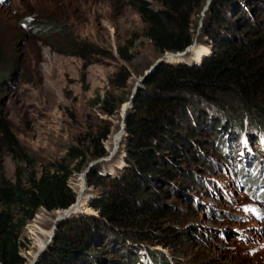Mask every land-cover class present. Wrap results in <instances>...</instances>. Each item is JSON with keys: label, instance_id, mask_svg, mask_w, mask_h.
<instances>
[{"label": "rangeland", "instance_id": "1", "mask_svg": "<svg viewBox=\"0 0 264 264\" xmlns=\"http://www.w3.org/2000/svg\"><path fill=\"white\" fill-rule=\"evenodd\" d=\"M243 4L247 10L239 14L241 23L246 26L256 21L264 26V0H245ZM201 20L202 14L195 18L198 37ZM50 22L63 32L49 37L37 33L40 23ZM144 28L131 0H0V48L6 59L16 62L13 69H1L8 76L0 81V115L9 120L27 154L26 161L17 162L8 152L2 153L8 178L17 180L20 164L27 171L35 168L40 172L49 162L67 158L70 147L88 145L108 125H112V133L104 144L109 152L116 147L127 101L119 112L109 115L103 100L130 98L139 78L162 57L144 36ZM63 35L77 45L74 52L63 53L50 43L62 40ZM198 37L194 51L186 57L189 61L203 47L209 50L208 56L212 54L210 45L199 42ZM87 44L97 51L105 49L115 58L95 49L78 53ZM120 48L129 49L133 59L121 58ZM124 65L131 76L120 87L115 80ZM203 108L219 123L215 132L207 125L205 133L197 136L203 141L199 150L208 160L205 164L182 163L186 175L194 172V181L179 178L175 196H164L160 207L172 212L161 221L159 236L136 243V264H155L152 253L163 264H264V125L246 114L240 118L229 106L221 109L206 104ZM216 144L222 149L220 155L213 151ZM205 145L209 148H203ZM118 151L110 161L97 163L104 174L122 167L124 153ZM249 173L260 182L246 181ZM82 183V173L70 180L78 193ZM98 191V187L86 186L87 202L82 203V210L93 211L88 203ZM61 213L41 208L28 223L23 233L27 264L41 250L33 230L43 229L49 240ZM105 257L108 259L102 258L99 264L123 260L114 251H107Z\"/></svg>", "mask_w": 264, "mask_h": 264}, {"label": "trees", "instance_id": "2", "mask_svg": "<svg viewBox=\"0 0 264 264\" xmlns=\"http://www.w3.org/2000/svg\"><path fill=\"white\" fill-rule=\"evenodd\" d=\"M244 1L212 0L198 37L199 42L210 45L212 54L208 56V50L200 62L191 57L192 61L183 58L177 63H161L145 82L125 119V134L118 151L124 153L122 167L113 174H104L99 164L92 168L87 185L99 188L89 204L93 212L72 215L62 223L36 264H99L107 251L123 258L113 264H136V243L159 236L161 221L172 212L160 207L164 196H175L177 179L194 181V172L186 175L182 163L187 160L205 164L208 160L199 150L203 141L197 136L205 133L207 125L215 132L219 123L203 105L221 109L229 106L240 118L246 114L264 125V26L256 21L246 26L241 23L239 14L247 10ZM206 3L207 0H131L145 23L144 36L162 56L183 51L195 42L199 27L195 18L202 14ZM39 26L37 33L47 37L63 32L62 27L51 22ZM62 38L50 43L63 53L69 49L74 52L77 45L69 35ZM92 47H79L78 53L95 52ZM96 52L115 58L105 49ZM119 54L125 61L133 59L129 49L120 48ZM15 64L4 57L0 48V81L8 76L1 69H13ZM130 76L124 65L115 81L124 87ZM128 100L129 97L119 101L106 97L105 112L114 115ZM111 133L112 125L105 126L88 145L70 147L67 158L49 162L40 172L35 168L27 171L20 164L17 180L13 181L5 174L2 153L8 152L17 162L26 161L27 154L9 120L0 115V264L28 263L23 253L26 226L41 208L65 210L76 203L78 192L70 180L74 174L84 172L92 160L110 154L104 142ZM213 151L220 155L222 149L216 144ZM245 180L260 182L252 173ZM152 255L155 264H163Z\"/></svg>", "mask_w": 264, "mask_h": 264}, {"label": "water", "instance_id": "3", "mask_svg": "<svg viewBox=\"0 0 264 264\" xmlns=\"http://www.w3.org/2000/svg\"><path fill=\"white\" fill-rule=\"evenodd\" d=\"M212 0H207V3L205 5V7L203 8L202 11V20L204 19L207 10L209 9L210 5H211ZM201 20L200 22V29L203 26V21ZM197 37L198 35H196V39L195 42L190 45L187 49L183 50V51H178V52H167L165 55H163L162 57H160L146 72L144 75H142L139 80L137 81L136 85H135V89L133 91V93L131 94L129 100L126 102L127 106L124 109L123 113H122V120H121V129L120 131L125 132V119L127 114L130 112L132 106H133V102L135 100V98L137 97L139 91L141 88H143L145 82L149 79V77H151V75L157 70L158 66L161 63H167L170 64L167 60L168 56H174V57H181V58H186L189 53L190 50L193 46H195L197 44ZM205 59V58H204ZM203 59V60H204ZM202 60V61H203ZM183 63H188V62H183ZM181 64V63H180ZM120 144H117L116 147L110 152V154L106 157H101L99 159L93 160L90 162V164L88 165V167L86 168V170L84 172H82V176L83 178H85V183H84V188L83 191H85L86 186H87V181H88V176L92 171V168L99 162L101 161H110L114 155L117 153V151L119 150ZM92 196H90L89 199V203L88 206H90V201L92 200ZM80 200V195L77 196V201L76 203L72 204L69 208L65 209V213L58 216L55 220L54 226H53V231L52 234L47 242V244L45 245V247H43L36 255V257L34 258V260L30 263V264H36L39 259L41 258V254L47 250V248L50 246V244L54 241L56 233L58 231L59 226L64 223L69 217H70V213L73 211V209L77 206V204L79 203Z\"/></svg>", "mask_w": 264, "mask_h": 264}, {"label": "bare ground", "instance_id": "4", "mask_svg": "<svg viewBox=\"0 0 264 264\" xmlns=\"http://www.w3.org/2000/svg\"><path fill=\"white\" fill-rule=\"evenodd\" d=\"M197 45V44H196ZM196 45L195 46H193L192 48H191V50H190V53H192V51H194V49H195V47H196ZM208 52V49H206V48H202L197 54H195V58L197 59V61H201L202 60V56H203V54H205V53H207ZM181 59H183V58H181V57H174V56H168L167 57V60H168V62H172V63H177L179 60H181ZM127 106V105H126ZM126 108V107H125ZM123 133V131H120L119 132V134H118V137L116 138V140H115V142H114V146H116L118 143H119V140H120V135ZM125 133V132H124ZM115 148V147H114ZM83 177V176H82ZM85 178H83V183H82V187H81V190L79 191V193H78V195H80V200H79V203L77 204V206L73 209V211L70 213V217L72 216V215H75V214H78V213H83V211H84V213H91V212H93V211H91V212H87V211H85L84 209L82 210V203L84 204H86V198L84 197V195H85V193H84V191H83V188H84V183H85ZM63 211V213H61L60 215H62V214H64L65 213V211L66 210H62ZM89 211V210H88ZM59 215V216H60ZM34 231V233L33 234H35V236H36V239H37V245H38V247L40 248V249H42L43 247H45V245L47 244V242H48V237H44V234H45V231L43 230V229H40V228H37L36 227V229L35 230H33ZM44 237V238H43Z\"/></svg>", "mask_w": 264, "mask_h": 264}]
</instances>
